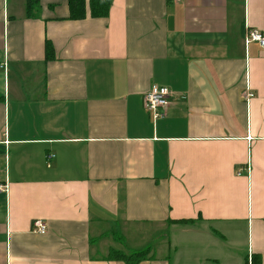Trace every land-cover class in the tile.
<instances>
[{
    "label": "crops",
    "instance_id": "obj_1",
    "mask_svg": "<svg viewBox=\"0 0 264 264\" xmlns=\"http://www.w3.org/2000/svg\"><path fill=\"white\" fill-rule=\"evenodd\" d=\"M111 1L0 0V264H126L104 231L144 225L139 264H264V0Z\"/></svg>",
    "mask_w": 264,
    "mask_h": 264
},
{
    "label": "built area",
    "instance_id": "obj_2",
    "mask_svg": "<svg viewBox=\"0 0 264 264\" xmlns=\"http://www.w3.org/2000/svg\"><path fill=\"white\" fill-rule=\"evenodd\" d=\"M173 3L180 2L181 0H171ZM251 42L258 43L264 49V34L256 29H247L245 35V43L248 45ZM9 62L5 58L0 59V70L8 72ZM174 97V94L164 87L154 86L147 92L143 98V106L145 110L153 114L154 118L164 117V109L168 106L169 100ZM253 94L249 93L247 98H252ZM54 156H49L52 159ZM239 175H241L239 173ZM0 192H7V186L0 183ZM32 230L38 234H45L48 230L47 224L42 220L33 222Z\"/></svg>",
    "mask_w": 264,
    "mask_h": 264
},
{
    "label": "rangeland",
    "instance_id": "obj_3",
    "mask_svg": "<svg viewBox=\"0 0 264 264\" xmlns=\"http://www.w3.org/2000/svg\"><path fill=\"white\" fill-rule=\"evenodd\" d=\"M137 228L138 226L130 228L129 230H124L123 228L105 230L104 238L107 239L105 242L107 244L109 243L108 245L116 251L127 253L129 250L146 249V247L151 246L155 248L154 245L156 246L157 243H162L163 241L167 243L171 240V236L175 235L173 231H169V228L160 230L161 228L158 227L154 228L144 225V228H140L138 232ZM104 244L107 247L106 243Z\"/></svg>",
    "mask_w": 264,
    "mask_h": 264
},
{
    "label": "trees",
    "instance_id": "obj_4",
    "mask_svg": "<svg viewBox=\"0 0 264 264\" xmlns=\"http://www.w3.org/2000/svg\"><path fill=\"white\" fill-rule=\"evenodd\" d=\"M70 8V20H84L90 16L93 18H105L109 14V10L112 4L111 0H67ZM37 4L38 0H28V4L31 7L33 4ZM89 12V13H88ZM50 47L48 46V50ZM186 223H192L186 222ZM150 249L139 251L132 254H125L119 251H111L109 260L122 261L126 264H139L146 260L149 256Z\"/></svg>",
    "mask_w": 264,
    "mask_h": 264
}]
</instances>
